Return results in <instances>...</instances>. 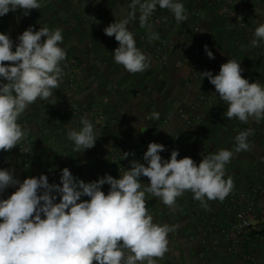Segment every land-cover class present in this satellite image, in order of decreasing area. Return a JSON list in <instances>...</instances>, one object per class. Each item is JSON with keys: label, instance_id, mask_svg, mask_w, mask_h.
<instances>
[{"label": "crops", "instance_id": "crops-1", "mask_svg": "<svg viewBox=\"0 0 264 264\" xmlns=\"http://www.w3.org/2000/svg\"><path fill=\"white\" fill-rule=\"evenodd\" d=\"M83 1L40 0L41 8L30 11V14L38 12L42 17L37 26L31 25L30 14L25 16L22 9L10 11L8 15L11 24L20 22L24 28H60L63 36L60 46L66 54L87 63L81 70L76 89L64 90L60 84L59 88L53 89L48 106H43L37 99L18 118L22 128L24 122L28 123L35 151L29 165L25 164L18 149L5 151L10 161L8 169L14 170L21 181L44 174L49 183L59 184L61 171L67 167L75 177L91 182L93 170L99 164L95 158L96 146L101 149L104 159H110L112 148L119 147V164L126 171L133 159L144 163L143 154L150 142L165 146L166 150L160 153L163 159H169L173 150L179 151L185 146L197 164L204 155L221 149L233 151V157L225 166V176L232 178L231 192L237 193V200H230L228 195L223 201H207L206 210L200 201L193 199V193L185 192L177 198L173 212L159 198L146 193V207L154 223L177 226L175 232L168 234L169 250L164 255L176 264H264V201L256 199L252 192L255 187L264 189V119L259 123L254 118H249L246 123L238 118L228 119L227 106L217 93L203 104L197 100V94L206 92L212 85L201 73L218 74L220 66L228 59H237L244 70L242 76L250 83L255 81L264 86V42L253 47L254 38L238 39L227 21L217 13L219 0H178L187 10L188 19L177 23L171 13L161 27L152 25L151 31L159 34V40L149 42L148 30L141 28L137 19L127 26L134 35L137 48L145 55L152 45L163 41L171 44L173 49L165 67L131 74L114 62L113 52L119 46L118 42L114 36L104 33L109 24L127 17L131 0H95L100 6V15L95 20L90 19L91 5L79 10ZM198 9L202 10L203 20L195 38L194 14ZM141 36L145 40L142 41ZM205 45L212 51L214 59L207 56ZM190 58L196 63L185 61L177 67L178 61ZM92 86H96V91L90 89ZM136 91L141 92L140 97L135 96ZM76 93L82 101L101 106L107 115V119L98 125L102 132L98 144L80 153L73 151L74 143L68 139V131H78L82 119L61 108ZM179 105L192 114L200 109L205 119L185 124L176 115ZM153 111L158 112L160 118L146 121V115L151 117ZM164 119L169 121L168 124L163 123ZM143 126L148 128L141 133L139 129ZM246 129L253 130L248 140L250 147L237 153L234 138ZM193 135L195 140L191 139ZM123 152H134L135 155L123 159ZM120 175L115 173L113 177L119 179ZM140 179L142 185L148 183L147 177ZM14 188L4 191L6 199ZM109 188L103 185L102 191L107 194ZM251 200H256L260 213L251 223L253 260L247 262L238 256L224 254L227 242L214 229L230 228L236 211ZM204 234L206 241L203 243ZM156 264H161L160 259Z\"/></svg>", "mask_w": 264, "mask_h": 264}, {"label": "clouds", "instance_id": "clouds-1", "mask_svg": "<svg viewBox=\"0 0 264 264\" xmlns=\"http://www.w3.org/2000/svg\"><path fill=\"white\" fill-rule=\"evenodd\" d=\"M157 5L170 10L177 23L188 19L178 0H131L127 17L104 29L119 45L113 52L114 62L131 74L147 70L151 60L137 48L127 26L137 19L138 11L139 26L148 30L149 42L159 40L149 23ZM41 6L40 0H0V17L17 9L27 16ZM254 37L252 46L259 47L264 42V24L256 27ZM17 39L14 45L8 34L0 33V151H11L26 138L27 128H22L18 118L37 99L48 100L64 75L61 62L67 54L60 46V28L34 30L30 26ZM205 52L215 58L207 45ZM243 71L240 63L228 59L218 74H201L226 104L228 119L246 123L254 118L259 123L264 119V86L250 83ZM151 118L158 120L160 114L153 111ZM81 124L78 131H68L77 153L93 148L97 140L93 124L87 118H82ZM147 128L143 126L139 132ZM252 134V129L239 132L234 151H247ZM165 150L163 144L150 142L144 163L133 159L119 179L105 174L85 182L65 167L59 184L49 183L44 174L21 181L14 170L0 169V193L16 188L7 199H0V264H156L168 252V234L177 226L153 222L146 193L174 212L177 198L191 192L207 210V201H223L234 187L231 177L224 178L233 151L221 149L204 155L197 164L187 156L178 159V150L163 159L160 153ZM123 153V159L135 155ZM142 176L148 183L142 185ZM105 184L110 186L107 194L102 191Z\"/></svg>", "mask_w": 264, "mask_h": 264}, {"label": "built area", "instance_id": "built-area-1", "mask_svg": "<svg viewBox=\"0 0 264 264\" xmlns=\"http://www.w3.org/2000/svg\"><path fill=\"white\" fill-rule=\"evenodd\" d=\"M87 5H91L92 11L90 13V19L95 20L100 15V6L96 4L95 0H84L79 7L80 11H83ZM256 5V8L254 7ZM21 10V9H18ZM264 0H219L217 7V13L223 17L227 23L228 27L232 29L238 39L250 40L255 38L254 32L256 27L261 24H264ZM10 13V12H9ZM8 14L0 17V33L8 34L9 37L13 40L14 45L18 43V36L23 33L28 27L24 28L21 26L20 22L12 23L9 20ZM171 11L168 9H161L158 5L153 15L149 18V23L156 27H161L164 25L171 16ZM139 12L137 11V20L139 22ZM42 17L38 12H32L30 14V23L33 26H37L41 23ZM203 20V13L201 9H198L194 14V25L193 31L195 38L198 37V31ZM140 39L145 40L144 36H141ZM15 50V48H13ZM172 45L167 41L157 43L152 45L149 51L146 53V56L150 57L151 63L150 67L145 71H150L155 67L163 68L169 62V56L172 52ZM232 60L237 61L236 58ZM189 62L190 64L196 63V60L193 58L184 59L177 62V67L180 68L183 62ZM87 63L81 61L75 57L66 55V59L61 62V67L63 69V77L60 82L61 88L64 90L73 91L76 89L79 76L83 67ZM92 91H96V86L90 88ZM216 94L214 85H210L206 92H199L197 94V100L200 104L207 102ZM136 97L141 96L140 91L135 92ZM43 106H48L50 103L48 100H41ZM61 108L70 112L72 115L82 118H87L94 126V133L96 135V143L98 144L101 129L99 128V123L107 119L106 112L101 108V106L82 101L79 94H73L65 103L61 105ZM200 110V109H199ZM197 110L195 114L189 112L185 107L179 105L176 109V115L187 125H191L195 121H203L205 115L203 112ZM150 116L146 115V121L150 120ZM168 120L164 119L163 123L168 124ZM82 125V124H81ZM24 127L28 131V123L24 122ZM250 136L248 137L249 140ZM192 140H195L193 135ZM146 142L149 143L150 140L146 139ZM23 157V160L26 165L31 163L32 157L35 151V142L32 135L29 133L25 139H23L16 147ZM121 156V151L119 147H113L111 150V158L104 159L103 153L100 148L96 146L95 158L99 164L94 168L92 176L95 181L100 177H103L105 174L114 176L115 173L123 174L126 169L124 166L119 164ZM190 157L188 155L187 148L185 146L180 147L179 157ZM191 158V157H190ZM10 166L9 158L5 151H0V169H8ZM226 179V176L224 177ZM107 187L109 185L105 184ZM16 188L13 189L15 191ZM252 192L256 199L264 201V189L260 187H255L252 189ZM237 193L230 192V200H237ZM240 195V194H239ZM243 195H240V198ZM0 199H6L4 192L0 193ZM259 209L257 207L256 200H251L244 206H240L236 211L232 225L228 229L224 228H215L214 230L218 232L227 242L224 248V254L226 255H235L242 258L244 261L251 262L253 260L251 242V223L254 219L259 216ZM206 235L204 234L201 238L204 243L206 240ZM161 264H176V262L170 257H163L160 259Z\"/></svg>", "mask_w": 264, "mask_h": 264}]
</instances>
